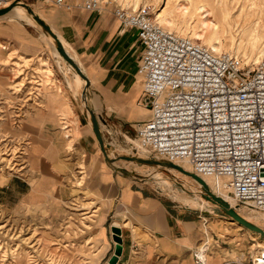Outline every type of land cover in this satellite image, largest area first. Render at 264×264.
Listing matches in <instances>:
<instances>
[{"label":"rangeland","instance_id":"374dc122","mask_svg":"<svg viewBox=\"0 0 264 264\" xmlns=\"http://www.w3.org/2000/svg\"><path fill=\"white\" fill-rule=\"evenodd\" d=\"M100 1L128 10L149 6L163 28L208 48V42L215 43L219 47L215 53L239 56L249 65L264 56V0ZM198 1L207 12L196 11ZM14 2L35 11L59 36L49 16L64 9L45 6L42 0H10L0 10ZM177 5L188 8L183 17L174 10ZM7 13L0 15V264H141L153 253L152 259L160 260L152 250L156 245L152 231L137 210L123 204L124 192L139 198L141 193L168 212L176 206L185 215H200L202 224L186 253L192 264L194 249L202 253L206 249L207 259L219 258L214 264L247 262L264 250V236L224 214L218 202L200 193L197 182L169 167L134 161L141 157L166 162L137 145L136 125L149 115L136 105L142 89L137 77L131 90L101 107L102 101L93 94L100 79L92 59L76 53L75 61L87 79L76 90V69L55 54L49 34L34 20L33 26ZM158 14L172 17L173 26L160 23ZM201 21L215 24L205 42L193 36L206 32ZM58 91L70 101L67 109L56 110ZM89 112L106 155L90 115L86 117ZM126 119L131 122L122 124ZM94 161L97 166L91 172ZM211 185L216 196L250 220L264 218L259 214L264 211L249 213L212 181ZM15 186L21 188L19 193ZM259 229L264 231V224Z\"/></svg>","mask_w":264,"mask_h":264},{"label":"built area","instance_id":"2783aa9c","mask_svg":"<svg viewBox=\"0 0 264 264\" xmlns=\"http://www.w3.org/2000/svg\"><path fill=\"white\" fill-rule=\"evenodd\" d=\"M10 0H0L5 7ZM45 5L100 11V0H42ZM113 14L123 29H134L142 46L137 105L149 112L136 125L140 149L166 162L187 161L191 173L224 179L235 206L264 211V56L253 65L215 53L188 36L163 28L149 6ZM194 264H207L200 249ZM264 264V250L247 262Z\"/></svg>","mask_w":264,"mask_h":264},{"label":"crops","instance_id":"0c3cea01","mask_svg":"<svg viewBox=\"0 0 264 264\" xmlns=\"http://www.w3.org/2000/svg\"><path fill=\"white\" fill-rule=\"evenodd\" d=\"M67 2L72 3L71 0H67ZM45 6L55 8L53 5ZM115 7V5L107 4L100 11H83L77 7H72L69 10L62 8L64 10L60 11L64 13L49 16L58 31L59 40L68 54L74 60L76 53L85 54L86 57L92 59L95 73L100 79L93 94L102 101L101 107L111 104L114 99L121 98L123 94L131 90L135 77L139 79L137 69L142 46L137 40L136 30L121 27L120 22L113 14ZM51 10L57 11L56 9ZM55 54H57L56 51ZM77 63L80 65L79 62ZM58 92L60 101L56 110L67 109L70 101L67 100L65 93ZM140 97L137 99L136 105ZM125 122L130 123L131 121L126 119L121 123L125 124ZM121 123L117 124L122 126ZM75 137H79V135H75ZM34 160L36 159L34 158ZM96 166L97 163L94 161L90 171L93 172ZM15 188L17 193L19 190L21 191L19 186H15ZM138 201L142 204L138 205ZM123 204L137 210L136 212L142 216V223L152 231L156 242L152 250L157 252L156 255L160 257V260L152 259L153 253L150 258L145 256L141 264H192L191 258L186 253L192 248L197 236L196 230L200 229L199 226L202 224L199 220L200 215L191 216V212L185 215L183 210L174 209L176 206H171V210L168 212L162 205L159 207L157 204L145 200L141 193L139 198L130 192H124ZM117 226L114 225V227ZM99 235H101V231ZM204 255L206 258L205 253ZM218 259L217 257L212 260L206 258V262L214 264Z\"/></svg>","mask_w":264,"mask_h":264},{"label":"bare ground","instance_id":"6f19581e","mask_svg":"<svg viewBox=\"0 0 264 264\" xmlns=\"http://www.w3.org/2000/svg\"><path fill=\"white\" fill-rule=\"evenodd\" d=\"M161 2V0H157V4H159ZM194 6L196 8V11H202V12H207L206 11V6L204 5V3H201V1H198V2H195L194 3ZM9 7H12L11 10L6 14L7 16L10 15V17H13L15 19H18V20H24L26 21L27 23H29L30 25H35V23H33V19L34 18H39V19H43L41 16H39L37 13H35L34 11V14H27L26 11H27V8H25L21 2H17L15 3V5H9ZM178 15L180 14L182 17L183 15H185L187 13V10L188 8L184 7V6H181V5H177L174 9ZM16 11V15H11L10 13ZM175 12V13H176ZM172 13V12H171ZM158 17L160 18V23H163L165 24L166 26H173L175 20L172 18V17H165V16H160V14H158ZM178 17V16H177ZM201 23L203 24V27L205 28V31L203 34H198V33H194L193 36L199 38V40H201L202 42H205V39L207 40H210L212 34H213V31L215 30V24H204L203 21H201ZM40 29V28H39ZM57 35V34H56ZM49 40V42L51 43V45L53 46V48L55 49V51L57 50L56 49V45H55V41L53 40V38H51L50 36L47 38ZM59 39V37H58ZM60 41V40H59ZM61 43V41H60ZM208 45H209V49H211L213 52H217L219 51V47L215 45V43H209L208 42ZM61 46L62 48L64 49V51L68 54L67 50L65 49V47L63 46V44L61 43ZM57 52V51H56ZM57 54L59 55V53L57 52ZM68 56L74 60L69 54ZM59 57L62 59V57L59 55ZM63 60V59H62ZM64 61V60H63ZM75 61V60H74ZM76 62V61H75ZM77 66H78V69L80 70V72L82 74H84L82 68L80 67V65L76 62ZM69 66V65H68ZM70 67V66H69ZM77 79L75 80V84H76V90L80 89V87H82L83 85H85V80L83 79V77H81V75H79L77 72H74L73 73ZM80 92V91H79ZM83 105L84 102H83ZM89 114H86V117L88 118ZM118 153V152H117ZM111 158H114L115 155H111L110 156ZM138 159H142V160H146L147 158H141V157H138ZM158 161V160H156ZM132 164V163H131ZM173 165H175L176 167H178V169H175V168H170L171 171H176V172H179V173H182L184 175H186L187 177H189L190 179H192L193 181L197 182L198 183V187H199V191L200 193L204 194V196L206 195L207 196V193L206 191L208 190L212 195L216 196L214 193H213V188H212V185H211V181L212 183L216 184V186L219 188V192H222V193H226L227 194V189L225 188V184H226V181H223L221 178L220 179H215V178H206V177H200L198 175H195L193 173H191V167L189 165V163L187 161H180V162H173L172 163ZM135 165V164H133ZM156 167H161L162 164L161 163H156L155 165ZM144 167V166H143ZM183 167V168H181ZM186 185V184H184ZM189 185V184H188ZM218 197V196H216ZM206 199H209V196L205 197ZM219 198V203L218 206L220 208H225L226 210H233L235 211V213L240 217L242 218L244 221H246L248 224H250L252 227H255V228H260V225H263L264 224V218H262L259 222H255L253 220H250L249 218H247L243 213H241L240 211L238 210H234V208L229 204L227 203L225 200H223L222 198L218 197ZM231 199V198H230ZM232 200V199H231ZM211 203V202H210ZM247 211L249 213H252V214H258L259 212L258 211H254L252 209H247ZM259 214H264L263 213H259ZM204 253H206V249L203 250ZM263 250H260L259 252H261ZM203 253V254H204Z\"/></svg>","mask_w":264,"mask_h":264},{"label":"water","instance_id":"95a60500","mask_svg":"<svg viewBox=\"0 0 264 264\" xmlns=\"http://www.w3.org/2000/svg\"><path fill=\"white\" fill-rule=\"evenodd\" d=\"M15 3L17 2H14L13 4H11L12 6L15 5ZM25 8H27V13H29L30 15L31 14H34V12H32L26 5L22 4ZM12 7H9L7 9H2L0 10V15L2 14H5L7 13L9 10H11ZM36 23H38L48 34L51 38H53V40L55 41V45H56V49L57 51L59 52V54L66 60L68 61L75 69H76V72L81 75V77H83L84 80H87L86 77L80 72V70L78 69V66L75 65V63L73 62V60L68 56V54L64 51V49L62 48L61 46V43L58 39V37L52 32V30L43 23L42 19H39V18H34L33 19ZM87 83V81H86ZM89 115L91 117V122H92V129H93V132L95 133L96 135V138L99 142V146H100V149L102 151V153L104 155H106V151L104 149V146H103V143L100 139V136H99V131H98V128H97V124H96V121H95V117L93 115L92 112H89ZM134 161H137V162H142L144 164H147V165H156V163H161L162 166H166V167H169V168H175V169H178V167H176L175 165H173L172 163L170 162H161V161H156V160H142V159H138V158H135ZM207 193V196H209V198L213 201H216L219 203V198L212 195L208 190L206 191ZM220 204V203H219ZM222 212L226 215H228L229 217H231L232 219H234L235 221L239 222L241 225L245 226L246 228L252 230V231H255V232H258L259 234H261L262 236H264V231H262L261 229L259 228H255V227H252L250 224H248L246 221H244L242 218H240L232 209L231 210H226L225 208H221Z\"/></svg>","mask_w":264,"mask_h":264}]
</instances>
